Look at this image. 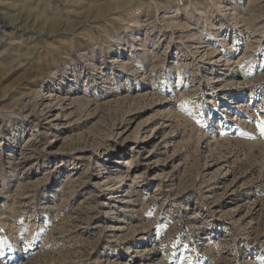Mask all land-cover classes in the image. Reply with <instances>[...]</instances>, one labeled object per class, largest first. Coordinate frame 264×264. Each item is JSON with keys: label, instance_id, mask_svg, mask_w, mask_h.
<instances>
[{"label": "rangeland", "instance_id": "obj_1", "mask_svg": "<svg viewBox=\"0 0 264 264\" xmlns=\"http://www.w3.org/2000/svg\"><path fill=\"white\" fill-rule=\"evenodd\" d=\"M259 120L264 0H0V264H264Z\"/></svg>", "mask_w": 264, "mask_h": 264}, {"label": "bare ground", "instance_id": "obj_2", "mask_svg": "<svg viewBox=\"0 0 264 264\" xmlns=\"http://www.w3.org/2000/svg\"><path fill=\"white\" fill-rule=\"evenodd\" d=\"M189 2H190V1H189ZM198 6H199V5H198ZM200 6H201V5H200ZM233 95H234L235 98H237L238 100L242 98V95L239 96V97H238V94H233ZM228 99H229V98H228ZM228 99H227L228 103H230V104H232V103L235 104V103H236V101L231 102V101H229ZM237 99H236V100H237ZM228 109H229V108H228ZM243 125H244V124H243ZM250 125H251V124H250ZM244 127H245V126H244ZM252 129H253L252 127L249 128L250 131H251ZM117 178H120V176H118ZM122 182H123V181H121L120 183H122ZM113 185H114V184H113ZM111 187H112V185H107V188H108V189L111 188ZM110 191H111V190H110ZM147 236H148V235H146V237H147ZM141 239H142V240H141ZM141 239H138V240H137V244H139L141 241H142V243H144V242L147 240V239L144 240L143 238H141ZM150 241H151V240L145 242V244L147 243V245L144 244V246H142V248H147V247L150 245Z\"/></svg>", "mask_w": 264, "mask_h": 264}, {"label": "snow or ice", "instance_id": "obj_3", "mask_svg": "<svg viewBox=\"0 0 264 264\" xmlns=\"http://www.w3.org/2000/svg\"><path fill=\"white\" fill-rule=\"evenodd\" d=\"M183 107V105H182ZM197 123H200V121H196ZM257 127L260 131L261 136H264V120H259L257 123ZM148 215H151V212L148 213ZM7 244L6 240H0V251H2L3 246ZM189 264H191V262H189Z\"/></svg>", "mask_w": 264, "mask_h": 264}]
</instances>
